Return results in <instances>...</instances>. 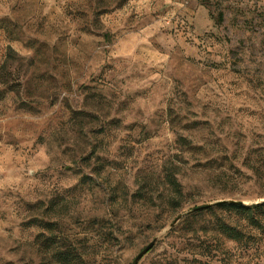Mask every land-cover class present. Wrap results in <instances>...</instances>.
Wrapping results in <instances>:
<instances>
[{
  "label": "rangeland",
  "instance_id": "374dc122",
  "mask_svg": "<svg viewBox=\"0 0 264 264\" xmlns=\"http://www.w3.org/2000/svg\"><path fill=\"white\" fill-rule=\"evenodd\" d=\"M0 75V264H57L49 222L86 264H264L233 214L168 232L264 202V0H0Z\"/></svg>",
  "mask_w": 264,
  "mask_h": 264
},
{
  "label": "trees",
  "instance_id": "16d2710c",
  "mask_svg": "<svg viewBox=\"0 0 264 264\" xmlns=\"http://www.w3.org/2000/svg\"><path fill=\"white\" fill-rule=\"evenodd\" d=\"M0 84H2L3 86H6L8 84V80L2 75H0ZM176 169V167H171V169L167 170V173L165 175V184L168 185L169 190L172 193L170 200L166 201L165 204H167L174 211H178L180 208H182L183 199L185 198L182 184L178 179L179 172ZM150 200L153 207H158L157 201L153 199V195L151 196ZM192 210H196V212L191 215L195 214L194 216L200 217L208 213L217 214L218 212H221L222 214L220 216H216V220L219 226L218 232L230 241L236 242L238 244H248L245 239L246 233L243 228L238 225V223L233 224L231 223V221H227V217L223 215L224 213L233 214L240 219H245L248 222L247 227L256 229L264 235V221L259 217L260 215L264 214V202L253 205H246L241 203L223 201L212 205L196 207ZM32 224L42 226L39 223V218H36L35 221L32 222ZM44 226V228L49 231L50 235L46 236L44 233L41 234L39 237V241L43 239L42 244L47 250L46 255L51 254L52 259L57 264H86V253L81 252L74 245L72 240L64 235V233L60 230L58 222H49ZM55 229L57 231H55ZM249 238L252 239L253 237L250 236Z\"/></svg>",
  "mask_w": 264,
  "mask_h": 264
},
{
  "label": "water",
  "instance_id": "95a60500",
  "mask_svg": "<svg viewBox=\"0 0 264 264\" xmlns=\"http://www.w3.org/2000/svg\"><path fill=\"white\" fill-rule=\"evenodd\" d=\"M229 202H233V203H241V204H245L243 202H235V201H229ZM259 204V203H258ZM196 210H191L188 211L182 215H180L168 228V232L172 231L173 229H175L179 223L184 220L186 217H188L189 215L195 213ZM160 240V237H157L144 251H142V253L137 257V259L135 260V262L133 264H139L141 262V260L147 255L149 254L153 248L158 244Z\"/></svg>",
  "mask_w": 264,
  "mask_h": 264
}]
</instances>
